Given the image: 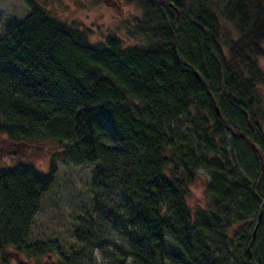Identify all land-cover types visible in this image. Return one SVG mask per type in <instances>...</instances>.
Returning a JSON list of instances; mask_svg holds the SVG:
<instances>
[{"label": "trees", "instance_id": "1", "mask_svg": "<svg viewBox=\"0 0 264 264\" xmlns=\"http://www.w3.org/2000/svg\"><path fill=\"white\" fill-rule=\"evenodd\" d=\"M21 1L28 16L0 38V138L55 143L92 169L90 211L57 264L91 258L108 230L123 244L103 264H264V0H123L130 47ZM185 120L196 141L176 135ZM199 170L205 206L191 208ZM56 173L0 168V264L57 253L31 241Z\"/></svg>", "mask_w": 264, "mask_h": 264}, {"label": "rangeland", "instance_id": "2", "mask_svg": "<svg viewBox=\"0 0 264 264\" xmlns=\"http://www.w3.org/2000/svg\"><path fill=\"white\" fill-rule=\"evenodd\" d=\"M37 1L45 7L51 17L86 33L91 43H100L109 35H115L124 47L140 44V38L127 34L137 10L123 0ZM28 14L29 9L21 0H0V38L3 37L6 26L21 23ZM175 131L185 142L196 141L197 129L188 120L176 124ZM58 152L59 146L51 142L11 144L5 138H0V168L11 167L20 162L32 165L42 172H47L51 162L56 167L55 182L41 200L39 212L33 220L31 241H50L57 246V253L50 254L48 258L44 256L35 261V264H57L58 256L69 253L73 245L71 231L74 223L78 217L90 211L92 169L72 166L55 157ZM197 175L196 183L190 188V197L187 198V204L191 208L205 206L204 187L208 176L202 170L197 171ZM116 196L117 194L114 195ZM251 229L255 231L254 225H251ZM103 235L106 242L94 247L91 258L85 257L81 264H103V252L123 244V238L116 230H108ZM165 239L169 250L174 251L170 237L166 236ZM28 264H34V261Z\"/></svg>", "mask_w": 264, "mask_h": 264}, {"label": "water", "instance_id": "3", "mask_svg": "<svg viewBox=\"0 0 264 264\" xmlns=\"http://www.w3.org/2000/svg\"><path fill=\"white\" fill-rule=\"evenodd\" d=\"M217 111V110H216ZM218 113V112H217ZM259 218H260V216H259Z\"/></svg>", "mask_w": 264, "mask_h": 264}]
</instances>
